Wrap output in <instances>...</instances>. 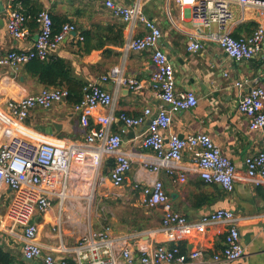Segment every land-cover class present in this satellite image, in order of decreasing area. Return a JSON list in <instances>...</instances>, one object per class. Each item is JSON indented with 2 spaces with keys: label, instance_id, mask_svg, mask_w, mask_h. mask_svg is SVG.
<instances>
[{
  "label": "crops",
  "instance_id": "0c3cea01",
  "mask_svg": "<svg viewBox=\"0 0 264 264\" xmlns=\"http://www.w3.org/2000/svg\"><path fill=\"white\" fill-rule=\"evenodd\" d=\"M113 1L124 6L139 3L146 18L157 23L163 32L159 47L166 52L174 67L177 90H192L199 98L196 108L173 116L171 130L182 137L208 134L223 155L237 167L238 179L232 193L219 184H207L194 171L186 173V182L174 180L162 171L159 178L173 209L191 221L219 209L232 211L245 254L231 264H264V185L255 187L243 180L246 176L245 158L263 149V136L260 131L250 130L248 119L238 111L241 97L255 85L254 80L262 82L264 57L241 62L228 58L218 43L210 39L217 33V27H203L189 11L182 13L174 0ZM12 9H20L32 17L26 24L29 33L25 39H16L7 30L8 13ZM43 10L50 11L58 28L72 23L79 30V34L69 36L57 50H51L47 59L64 60L73 79L86 85L99 84L114 95L116 118L111 131L122 135L123 150L132 157V169L122 188H114L108 179L98 189L91 210L81 204L65 209L62 236L52 231L53 219L59 212L57 205L49 214L34 217L39 226L38 241L44 253H53L58 261L68 259L74 262L73 253H63L57 247L73 248L87 230L110 227L115 234L131 237L134 251L131 264H142V248L173 247L177 244L185 255L195 250L202 251V258L189 260V264H214V256L225 248L226 225L214 224L204 232L182 235L176 242H168L162 230V210L150 209L143 203V188L154 178L152 173L141 169L144 159L153 157L142 147L147 125L127 127L119 115L125 113L139 117L148 107L156 111L162 106L159 90L152 82L154 64L151 52L123 51L131 36L145 33V26L139 23L132 27L116 18L105 5V0H0V53L33 48L39 34L35 17ZM234 13L233 35L237 38L251 35L259 23L258 15L250 9L243 11L239 8H234ZM78 35L83 36L84 41H80ZM192 39L201 40L204 50L190 52L188 45ZM26 65L18 70L0 67V125L16 127L27 138L39 142L67 144L83 140L88 131L82 126L79 114L73 110L74 104L69 101L49 110H32L24 124L9 117L6 110L9 100L34 95L45 88L31 76ZM115 67L123 68L125 78L143 80L144 89L134 92L113 81L103 83L101 78ZM236 82L244 83V88L236 87ZM106 112L99 109L95 116ZM91 123H95L94 118ZM55 124L57 128L52 127ZM2 141L0 137V143ZM191 160V152L186 151L183 165L187 166ZM113 164V159L107 162L103 170L105 177H109ZM137 182H142L138 188L135 186ZM7 193L12 195L9 190ZM85 215H89L90 223L82 232L75 229L76 221ZM7 227L4 213L1 214L0 247L14 258L15 264H29L24 260L21 229L15 236L9 234ZM34 261L45 264L43 259Z\"/></svg>",
  "mask_w": 264,
  "mask_h": 264
},
{
  "label": "built area",
  "instance_id": "2783aa9c",
  "mask_svg": "<svg viewBox=\"0 0 264 264\" xmlns=\"http://www.w3.org/2000/svg\"><path fill=\"white\" fill-rule=\"evenodd\" d=\"M182 13L190 12L194 20L203 27H217L211 40L218 43L225 55L237 62L264 57V0H174ZM111 13L129 26L143 24L146 31L141 36H131L123 51H150L154 64L152 82L159 90L158 98L162 106L154 111L148 107L139 117L119 115L127 127L147 125L142 139V147L153 157L144 159L141 169L154 175L153 180L143 188V203L150 209L160 208L163 212L162 230L168 242H176L180 236H191L204 232L214 224L227 226L225 248L214 256V264H231L240 260L245 248L240 240L237 219L230 210L219 209L191 221L173 209L159 174L180 182H186V173L200 174L207 184H219L232 193L238 179L236 165L225 155L208 134H189L184 137L171 130L173 116L181 111L192 110L199 104V98L192 90L178 91L173 65L168 55L159 47L163 32L157 23L149 20L139 3L132 6L105 0ZM234 8L250 9L259 17V23L249 36L235 37ZM32 17L20 9L8 13L7 30L16 39L28 36L26 24ZM39 34L33 48L26 51L11 50L0 53V67L18 70L33 60L45 61L51 50H57L71 35L79 34L75 24L65 23L59 31L54 29V20L49 10H43L35 17ZM80 41L84 37L78 35ZM190 52H201V40L189 42ZM255 79V85L244 94L238 111L249 121L252 131H260L263 136V149L245 158L246 176L243 178L252 186L264 185V74ZM123 84L134 92L145 87L143 80L124 77L121 67L113 68L101 78ZM238 88L244 83L236 82ZM66 88H44L37 94L7 102L9 117L20 124L26 123L32 110H49L57 104L68 101ZM1 100V98H0ZM99 109L105 114L95 116ZM79 114L82 126L87 129L85 138L67 144L39 142L27 138L16 127L0 125V223L5 213L7 231L17 236L21 229L24 238L23 255L30 260L43 259L45 264H131L133 249L130 236L115 234L112 228L87 230L73 248L57 247L63 253L75 255L74 262L68 259L57 260L53 253H44L38 241L39 226L34 221L36 215H47L57 205L58 215L53 219L52 231L62 236L65 224L63 212L81 204L91 210L97 191L109 179L114 188H122L132 169V157L123 150V137L111 131L115 121V97L103 86L91 83L84 87L81 102L73 105ZM92 118L95 123H91ZM190 151L191 162L183 165L184 153ZM114 160L109 177L103 170L110 160ZM142 183V182H141ZM136 183V187L142 184ZM7 190L12 192L8 196ZM142 264H189V260H200L201 250L182 254L178 244L169 247L158 245L141 250Z\"/></svg>",
  "mask_w": 264,
  "mask_h": 264
},
{
  "label": "trees",
  "instance_id": "16d2710c",
  "mask_svg": "<svg viewBox=\"0 0 264 264\" xmlns=\"http://www.w3.org/2000/svg\"><path fill=\"white\" fill-rule=\"evenodd\" d=\"M54 29L56 32L60 30L55 25V21ZM26 68L31 76L37 79L45 88H66L69 92V102L72 104L81 102L86 83L71 77L70 69L64 60L60 58L47 59L45 61L33 60L26 65ZM0 264H15L14 258L1 247Z\"/></svg>",
  "mask_w": 264,
  "mask_h": 264
},
{
  "label": "rangeland",
  "instance_id": "374dc122",
  "mask_svg": "<svg viewBox=\"0 0 264 264\" xmlns=\"http://www.w3.org/2000/svg\"><path fill=\"white\" fill-rule=\"evenodd\" d=\"M90 219H91V214H90ZM90 219H89V215H85L84 217L78 218L76 221L77 227L75 229L84 232V228L89 227Z\"/></svg>",
  "mask_w": 264,
  "mask_h": 264
},
{
  "label": "water",
  "instance_id": "95a60500",
  "mask_svg": "<svg viewBox=\"0 0 264 264\" xmlns=\"http://www.w3.org/2000/svg\"><path fill=\"white\" fill-rule=\"evenodd\" d=\"M57 126L58 125H53L52 127H55V128H57ZM50 132H51V134H52V128H50ZM24 260L26 261V262H28L29 264H41V263H39V262H36V261H34V260H30V259H27V258H24Z\"/></svg>",
  "mask_w": 264,
  "mask_h": 264
}]
</instances>
